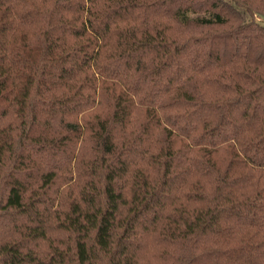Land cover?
<instances>
[{
    "label": "trees",
    "instance_id": "1",
    "mask_svg": "<svg viewBox=\"0 0 264 264\" xmlns=\"http://www.w3.org/2000/svg\"><path fill=\"white\" fill-rule=\"evenodd\" d=\"M0 264H264V0H0Z\"/></svg>",
    "mask_w": 264,
    "mask_h": 264
}]
</instances>
